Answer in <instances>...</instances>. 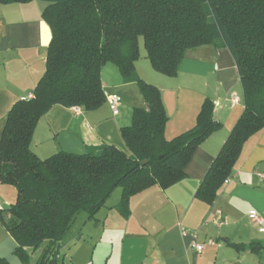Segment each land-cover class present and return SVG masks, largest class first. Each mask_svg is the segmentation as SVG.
<instances>
[{"label": "trees", "instance_id": "16d2710c", "mask_svg": "<svg viewBox=\"0 0 264 264\" xmlns=\"http://www.w3.org/2000/svg\"><path fill=\"white\" fill-rule=\"evenodd\" d=\"M42 1L47 3L42 18L51 32L45 70L32 94L12 104L0 136V182L17 190L6 209L11 219L2 216L15 251L22 256L24 248L40 249L35 264H56L77 214L93 218L116 187H121L117 208L127 214L131 195L180 179L195 147L222 127L213 117V103L205 99L192 127L165 137L168 117L160 90L135 71L140 37L152 68L166 76L177 74L191 47L213 44L233 57L243 110L197 190L199 198L212 203L244 142L264 127V0ZM107 62L117 66L125 82L139 83L148 108L134 107L130 124L120 127L128 153L104 143L82 153L60 150L40 158L30 149L39 118L54 105L93 110L105 103L100 72ZM234 245L264 250L261 241Z\"/></svg>", "mask_w": 264, "mask_h": 264}, {"label": "crops", "instance_id": "0c3cea01", "mask_svg": "<svg viewBox=\"0 0 264 264\" xmlns=\"http://www.w3.org/2000/svg\"><path fill=\"white\" fill-rule=\"evenodd\" d=\"M46 5L42 0L0 4V136L12 104L32 94L45 70V51L51 37L42 18ZM196 48H201L202 57L194 60L202 66L203 73L184 77L182 81L190 86V91L174 93L169 89L166 93L165 83L170 79L159 75L154 79L152 75L151 83L161 91L168 117L164 135L171 139L192 127L205 99L213 103V117L222 127L195 147L180 179L167 187L155 184L131 195L127 214L117 208L120 193L113 197V202H108L109 197L93 218L86 216L76 237L77 241H88L93 252L76 256L80 264H264V250L255 253L234 245L264 243V233L247 218L251 209L264 218V127L244 142L232 174L219 188L214 201L208 203L197 196L210 164L243 110V101L229 50L213 44L189 49L199 50ZM212 50L214 57L206 56ZM139 58L135 63L137 75L141 67L149 66L146 53L145 61ZM183 61L184 57L179 67ZM100 76L106 97L117 95L120 109L113 114L107 100L102 107L81 109L79 114H74L72 107L52 106L46 114L47 125L40 126L38 122L33 134L34 137L39 128L47 130V156L60 150L82 153L88 147L104 143L123 148L120 127L130 124L133 108L141 107L144 98L137 89L134 102L127 100L126 88L134 82H125L113 63H105ZM173 78H179L178 74ZM232 92L239 97L234 106L229 102ZM35 153L40 157L42 150ZM16 195L14 186L0 182V260L7 264H35L40 252L36 256L37 250L24 248L22 256L17 253V243L2 221ZM216 209L227 219L221 226L212 222ZM181 228L196 232L194 240L202 245L201 251L191 247L193 237L182 234ZM73 239L76 238L71 235L68 240Z\"/></svg>", "mask_w": 264, "mask_h": 264}, {"label": "rangeland", "instance_id": "374dc122", "mask_svg": "<svg viewBox=\"0 0 264 264\" xmlns=\"http://www.w3.org/2000/svg\"><path fill=\"white\" fill-rule=\"evenodd\" d=\"M196 49H199V50H190L189 48L185 50L184 55H183V57H184L183 64L180 67L178 65V68H177V74L179 76V78H177L178 80L177 79L175 80V78H173L177 74L175 76H166V75H164L162 73H159L157 71L154 72L155 70L152 69L148 58H146V61H148L146 63H149L150 67L149 66H148V68L147 67L145 68L144 66L141 67V69H140L141 71L139 73L140 75H138V76L143 81H145L146 83L152 84V85L154 84V83H151V80H153L152 79V75H154V79L156 77L155 75H159L161 77H166L167 79H170V80H167V83H165L166 84V89H167V90H165L166 93L168 92L169 89H171L174 93H177V91H179V90L181 91V93H184L186 91L188 92V91H190V90H188V88H190V86L187 83H184L182 81L184 79V77L186 75H190V74H194V73H196V74H199L200 72L203 73L202 66L198 65L197 62L194 60V59H199V58L202 57V55L200 54L201 48H196ZM139 52H140L139 60L140 61L141 60L145 61L144 54L146 52H145V48H144V45H143V40H142L141 37L139 38ZM206 56L214 57V50H212L211 55L208 52L206 54ZM135 63H136V61H135ZM135 63H134V66H135ZM190 66H191V68H193L191 71H190V69H188V68H190ZM215 67H216V63L213 62L212 68L215 69ZM126 89H127V96H126L127 100L129 102H134V100H135V98H134L135 90L137 91V89L138 90L140 89L139 83L138 82H134L132 87H128ZM160 94H161V91H160ZM239 96H240V92H239ZM103 104L101 106H99V107H102ZM144 104H145V102H143V105H139V106H144ZM117 108L120 109V104L117 105ZM46 114L47 113L43 114L39 118L38 122H39L40 126L47 125V116H46ZM34 130H35V128H34ZM33 134H34V131L32 133V137H31V141H30V149L33 152H36L37 149H39V150L41 149L42 153H40L41 154L40 158L47 157V130L40 131V128H39L37 130L36 134L34 135V137H33ZM122 150H124L125 152L128 153V149L125 146V144H124ZM38 152H40V151H38ZM120 193H121V187L115 188V191L112 194V196H110V198L108 199V202H113L114 201L113 197H116L117 194H120ZM86 216L87 215H86L85 212H80L79 214L76 215V218H75V220L73 222V225L71 226V228L68 231V233L62 239L61 247H60V256H59V259H58V264H80L81 260L77 259L76 256H81V255L87 254L90 251L93 252V248L88 243V241L87 242L86 241H82V240L77 241L78 238L76 237L78 235L79 231H80V228L82 226V222L86 219ZM11 217H12V214L7 211V213L5 214L6 222H9ZM71 235H73L74 238H76V239H73L72 242H69L68 239L71 237ZM39 252H40V249H37L35 255L38 256ZM72 255L74 256L73 259L71 258ZM70 258L72 259L71 262L69 261Z\"/></svg>", "mask_w": 264, "mask_h": 264}, {"label": "built area", "instance_id": "2783aa9c", "mask_svg": "<svg viewBox=\"0 0 264 264\" xmlns=\"http://www.w3.org/2000/svg\"><path fill=\"white\" fill-rule=\"evenodd\" d=\"M30 96V95H29ZM106 100L111 108V111L113 114H116L118 112V102H119V97L115 94L108 95L106 97ZM229 102L231 106H234L239 103V97L236 92H232L229 97ZM74 114H79L81 113V108L78 106L72 107ZM261 177H263L262 174H260ZM227 181V180H226ZM0 210H1V205H0ZM247 218L248 220L255 225L259 231L264 233V218L260 216L255 210H249L247 213ZM226 216L222 214V212L219 209H216L214 211V216L212 218V222L217 225L221 226L223 223L226 222ZM181 233L182 234H189L193 237L192 242H191V247L197 251H201L202 245L197 243L194 239L196 237V232L195 231H188L186 229L181 228ZM209 243H214L213 240H209Z\"/></svg>", "mask_w": 264, "mask_h": 264}, {"label": "water", "instance_id": "95a60500", "mask_svg": "<svg viewBox=\"0 0 264 264\" xmlns=\"http://www.w3.org/2000/svg\"><path fill=\"white\" fill-rule=\"evenodd\" d=\"M144 107H145L146 110L148 109L147 106H146V104H144ZM145 163H146V160H143L142 161V164H145Z\"/></svg>", "mask_w": 264, "mask_h": 264}]
</instances>
